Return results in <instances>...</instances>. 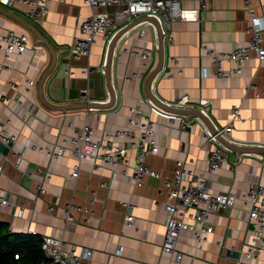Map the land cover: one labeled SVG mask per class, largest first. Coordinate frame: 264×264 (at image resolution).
Wrapping results in <instances>:
<instances>
[{"label": "crops", "instance_id": "0c3cea01", "mask_svg": "<svg viewBox=\"0 0 264 264\" xmlns=\"http://www.w3.org/2000/svg\"><path fill=\"white\" fill-rule=\"evenodd\" d=\"M251 5L257 16L264 15V0H251ZM182 8L196 11L194 19L167 26L161 18L139 17L120 26L110 41L97 38L91 55L74 61L70 47L93 12L82 0H47L48 13L39 22L30 21L18 2L0 6L2 34L24 28L32 37L31 49L20 57L7 60L0 50V131L6 127L16 137L9 144L0 141V193L12 203L0 212V222L11 233L51 236L68 247L89 248L94 255L88 264H264V249L255 260L244 255L254 226L249 205L241 199L250 187L264 186V99L246 90L250 82L258 91L264 88V62L252 53L238 77H203V69L213 70L208 51L229 53L248 41L247 9L242 0H215L206 11L199 2L185 1ZM142 30L145 43L139 39ZM144 46L154 52L149 61L129 54ZM87 66L90 73L84 76ZM69 67L74 78L66 74ZM132 107L156 123L160 152L146 162L160 179L148 177L136 187L122 177L124 166L112 180L111 170H95L86 161L74 182L70 175L77 161L69 150L57 160L37 150L46 144L69 147L84 125L105 142L106 134L127 126ZM234 107L240 108L241 121L229 135L211 140L229 124ZM215 149L225 161L209 173L207 159ZM135 156L128 151V165L134 166ZM177 161L204 175L214 193L238 196L234 207L209 215L206 224L214 231L206 243L199 245L189 232L180 235L179 261L161 251L166 231L162 181L172 179ZM122 203L135 206L134 227L125 224L128 211ZM69 205L89 212L72 208L68 213Z\"/></svg>", "mask_w": 264, "mask_h": 264}, {"label": "built area", "instance_id": "2783aa9c", "mask_svg": "<svg viewBox=\"0 0 264 264\" xmlns=\"http://www.w3.org/2000/svg\"><path fill=\"white\" fill-rule=\"evenodd\" d=\"M92 9V15L85 18L80 27L81 36L75 37L70 47V57L77 61L88 58L92 48L96 44L97 38L110 41L115 31L122 25L143 16L161 18L167 26L172 22L185 19H194L196 11H186L182 8L185 1L199 2L201 9L206 11L210 2L215 0H82ZM247 9L249 25L246 33L249 35L248 41L238 45L236 49L229 53H217L208 51L207 54L212 62V71L203 69V77L232 78L243 73L250 55L254 53L260 63L264 62V15L257 16L251 5V0H242ZM16 2L26 8V15L32 22H39L48 13L47 0H0V6L12 7ZM109 7H115L113 13L108 12ZM103 11H97L98 9ZM146 31L142 30L139 39L145 43ZM32 37L29 31L20 28V31L9 29L2 34L0 30V50L4 51L5 58L12 60L24 55L31 49ZM133 57H137L144 62L149 61L154 52L147 49L135 48L129 51ZM171 62L178 66L179 61L172 58ZM224 63L234 65L233 69L225 70ZM89 67H84L82 74L88 76ZM69 77L74 78L75 72L69 67L66 71ZM34 82L29 81L28 87H33ZM247 91L255 93L257 98L264 99V88L258 91L254 82L246 86ZM130 117L127 126L105 135L106 141L96 140L92 128L84 125L80 133L70 140V146L64 144H46L37 150L46 154L47 157L57 160L69 150L77 163L73 166L70 179L77 181L82 171V163L89 161L95 165V170L106 168L112 171V180H116L118 166H124L122 177L136 187H142L146 178L160 179V174L153 170L146 162L150 156L159 154L160 149L154 141L156 134V123L148 117L142 115L139 107L130 108ZM239 107L232 109V117L229 124L211 140L216 139L221 134L229 135L235 128L238 121H241ZM10 124V121L7 122ZM185 127V126H184ZM0 141L9 144L16 141V137L11 135L6 127L0 131ZM119 141H122L119 143ZM36 148V147H35ZM135 151V164L130 166L126 159L129 150ZM225 161L219 149L212 151L207 159V171L215 172L220 164ZM4 170V164L0 161V173ZM27 178H31L30 173H25ZM161 194L165 195L164 209L166 215V231L164 234L161 251L169 256L181 260L183 255L178 251V240L183 232H189L199 245L208 241L213 233L212 225H207L206 220L209 215L217 214L220 210L235 206L238 196L233 192L214 193L209 185L208 179L198 173L194 167L188 166L184 161H177L173 170L172 179L163 180ZM101 187L107 184L101 183ZM41 194L45 193L42 186L38 188ZM95 196L96 193H93ZM241 199L249 205L248 217L253 224V241L244 255L248 261L255 260L264 249V186L257 185L245 191ZM12 203L8 197L0 193V212L6 207H11ZM128 211L125 217V224L128 227L136 225V219L132 214L134 205L122 203ZM75 208L88 213L87 209L69 205L67 212ZM24 209L18 210V216L22 217ZM222 245V243H219ZM41 249L44 254V261L41 264H88L94 255L89 248L68 247L61 238L44 236L42 238ZM18 259V256H16ZM239 264H249L239 261Z\"/></svg>", "mask_w": 264, "mask_h": 264}, {"label": "trees", "instance_id": "16d2710c", "mask_svg": "<svg viewBox=\"0 0 264 264\" xmlns=\"http://www.w3.org/2000/svg\"><path fill=\"white\" fill-rule=\"evenodd\" d=\"M41 243L40 236L11 233L9 226L0 222V264H41L45 259Z\"/></svg>", "mask_w": 264, "mask_h": 264}]
</instances>
